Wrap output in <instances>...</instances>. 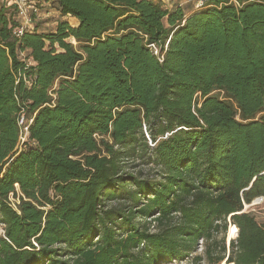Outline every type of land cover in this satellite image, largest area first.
Listing matches in <instances>:
<instances>
[{"label":"trees","instance_id":"1","mask_svg":"<svg viewBox=\"0 0 264 264\" xmlns=\"http://www.w3.org/2000/svg\"><path fill=\"white\" fill-rule=\"evenodd\" d=\"M9 2L0 264H264V0Z\"/></svg>","mask_w":264,"mask_h":264},{"label":"rangeland","instance_id":"2","mask_svg":"<svg viewBox=\"0 0 264 264\" xmlns=\"http://www.w3.org/2000/svg\"><path fill=\"white\" fill-rule=\"evenodd\" d=\"M30 1H32V0H29V1L27 0V4H26L27 8L30 5L29 4ZM33 1H36L34 3L38 4V2L42 1V0H33ZM200 1L201 0H168V2L166 3V6L174 8V7L178 6V4H182V7L187 6V8L185 10H186V13L188 14V12H191L195 8L197 9L198 5L200 4ZM57 18H58V15L54 11H50L48 16H45L44 18L40 19L39 21H41V23H40L41 31L48 32V31L53 30V28L55 27V23L58 20ZM66 21H68L73 26L76 25V21L72 18H67ZM257 203H259V202H257ZM253 204H256V203H253ZM229 229H230V227L228 225V229H227V232L225 234L227 249H228V231H229ZM173 264H191V263H190V261H186V262H182V263L175 262Z\"/></svg>","mask_w":264,"mask_h":264},{"label":"built area","instance_id":"3","mask_svg":"<svg viewBox=\"0 0 264 264\" xmlns=\"http://www.w3.org/2000/svg\"><path fill=\"white\" fill-rule=\"evenodd\" d=\"M11 4H14V5L17 6V8H18V16L23 21L21 27H19L14 32V34L17 37H19L22 34L23 30L30 26V20H29V17H28V11L27 10L28 9H32V6H30L28 8L26 7L27 0H11V2L8 3V6H10ZM200 5H201V3L198 6H200ZM151 48L153 49L154 54L157 55L158 51H157L156 47L151 45ZM19 124L23 128V133H26L28 128H27V126H25L23 118L20 119Z\"/></svg>","mask_w":264,"mask_h":264},{"label":"bare ground","instance_id":"4","mask_svg":"<svg viewBox=\"0 0 264 264\" xmlns=\"http://www.w3.org/2000/svg\"><path fill=\"white\" fill-rule=\"evenodd\" d=\"M236 235H237V228L236 227H230V229L228 231V241L236 238ZM222 264H227V263H222Z\"/></svg>","mask_w":264,"mask_h":264},{"label":"water","instance_id":"5","mask_svg":"<svg viewBox=\"0 0 264 264\" xmlns=\"http://www.w3.org/2000/svg\"><path fill=\"white\" fill-rule=\"evenodd\" d=\"M262 201V198H259V199H257V200H255L253 203H257V202H261ZM247 208V206L245 207V209ZM229 227H236V226H234V225H232L231 224V221H230V219H229ZM238 237V229H237V235H236V238ZM236 238H234V239H231L230 241H228V247L230 246V242L232 241V240H235Z\"/></svg>","mask_w":264,"mask_h":264},{"label":"crops","instance_id":"6","mask_svg":"<svg viewBox=\"0 0 264 264\" xmlns=\"http://www.w3.org/2000/svg\"><path fill=\"white\" fill-rule=\"evenodd\" d=\"M160 1H162L165 5H166V3L168 2V0H160ZM178 6H182V4H178ZM168 7V6H167ZM168 8H171V7H168ZM184 8H187V6H184ZM196 10V8L194 9V10H192V11H195ZM191 11V12H192ZM46 15L44 14V15H42V18H44Z\"/></svg>","mask_w":264,"mask_h":264}]
</instances>
